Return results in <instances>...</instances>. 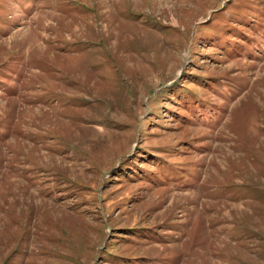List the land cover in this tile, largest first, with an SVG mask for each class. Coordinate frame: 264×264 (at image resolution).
<instances>
[{"label": "rangeland", "instance_id": "1", "mask_svg": "<svg viewBox=\"0 0 264 264\" xmlns=\"http://www.w3.org/2000/svg\"><path fill=\"white\" fill-rule=\"evenodd\" d=\"M0 264H264V0H0Z\"/></svg>", "mask_w": 264, "mask_h": 264}]
</instances>
